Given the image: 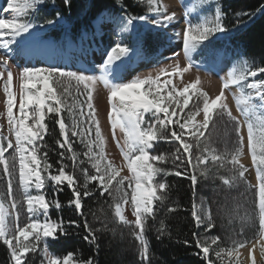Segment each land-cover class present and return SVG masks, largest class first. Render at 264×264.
<instances>
[{"label":"snow or ice","instance_id":"6c2138e0","mask_svg":"<svg viewBox=\"0 0 264 264\" xmlns=\"http://www.w3.org/2000/svg\"><path fill=\"white\" fill-rule=\"evenodd\" d=\"M70 3L71 0H64L65 5ZM42 4L43 0H7L3 13L11 11L12 15L10 18H0V80H3L4 93V112L0 115H6L8 131L14 137L13 143L9 136L0 134V182L6 180V193L0 191V241L9 251V264H29L28 254L38 251L45 258L41 264H96L92 258L82 261L74 258L72 253L61 258L50 252L49 241L54 242L60 236L67 235L68 227L79 225L76 220L65 223L62 218H51V209H59L61 204L59 199L49 200L48 194L43 191L47 181H51L54 190H62L65 185L71 190L72 199L67 203L74 206L80 215H83V199L92 195L90 184L101 195L105 192L113 195L115 192V216L125 225L132 226V235L138 241L141 264H150L147 220L155 217L154 206L157 201H165L169 188L167 182L158 177L170 174L185 177L191 181L195 193L198 177H207L208 164L211 162L221 167L229 165L227 174L220 175L219 179L230 189L241 182L246 183V174L250 169L240 160L245 150L251 158L256 183L247 184L246 191L251 192L253 197V211L243 219L258 231L259 238L248 250L251 264H256L253 251L257 246L264 256V80L258 79L260 74H264V66H252L247 61H243L239 67L234 66L222 78L219 94L214 97L198 87V77L182 88L173 85L169 78L187 72L194 66L193 52L205 42L211 44L217 33L227 31L222 22V9L218 6L214 17L205 16L196 23L187 20L182 29L183 54L188 62L184 68L177 64L171 73L161 69L155 77L136 76L125 82L122 74L133 63L145 58V40L139 32H133L127 42L124 38L118 39L105 50L103 62L98 66L99 75L94 72L87 74L89 69L83 64L73 71L66 65L58 66L51 55L53 46L36 31L42 28V25L33 22ZM147 9L153 17L151 25L157 28H164L176 19V13L170 12L162 0H147ZM122 12L123 15L110 17L111 24L115 25L114 30H118L117 35L129 32L135 21L149 19L147 15L133 16L127 9H122ZM56 16L60 18L59 13ZM45 23L51 25L56 20L50 19ZM91 35L94 37L95 33ZM88 37L89 32L86 30L81 37L80 49L84 57L95 51L91 45L83 46V41ZM218 53V49H210L208 54L215 57ZM14 57L49 63L47 66H25L14 74L10 64ZM161 75L164 76L163 80L160 79ZM14 79L18 81V93L13 87ZM73 81L76 92L69 103ZM98 83L108 89L107 115L112 139L120 149L128 175H121L122 168L109 160L104 151L106 141L93 104V93ZM233 85L241 89L239 96H234L239 116L232 114L225 100V90ZM245 88L252 91L245 95ZM65 111L72 121L71 125L65 122ZM201 113L202 118L196 119ZM50 114H55V123L62 138L56 144L71 153L73 172L66 170L65 151L58 153L59 167L54 172L48 160L43 141L49 132L46 117ZM146 114L151 115L146 118ZM225 117L227 123L231 124L235 140L231 142V147L226 144L225 149L219 151L211 146L212 140L206 136V132L210 124L214 125L217 119ZM117 129L123 134V143L116 136ZM73 138H79L81 143L87 141V151L83 156L94 169L92 172L87 167L81 168L84 178L82 186L74 171L79 154L74 150ZM161 140L177 142L173 168L170 170L158 166L168 159L167 156L153 154L154 144ZM79 163L83 165L84 161ZM32 189H35L36 194L32 193ZM17 192L22 196L24 207L16 199ZM52 195L56 196L57 193L53 191ZM202 203L197 205L193 201L192 216L197 228L206 225L207 230H211L214 228L213 217ZM125 204L131 206L134 220L126 217ZM25 211L27 222H21ZM161 225L158 232L162 234L165 230L163 221ZM84 228L87 232L85 241L96 243V230L86 219ZM219 243V237H212L210 243L208 239L201 241L197 237V247L208 264H213L210 249L219 247ZM243 243L233 240L232 246L227 249L229 257L234 251L238 257V249L243 247ZM224 251L220 249L216 252L217 259L222 261L221 254ZM229 264H232L231 260ZM236 264H240L239 260Z\"/></svg>","mask_w":264,"mask_h":264},{"label":"trees","instance_id":"16d2710c","mask_svg":"<svg viewBox=\"0 0 264 264\" xmlns=\"http://www.w3.org/2000/svg\"><path fill=\"white\" fill-rule=\"evenodd\" d=\"M6 2L7 0H1L0 4ZM213 6L222 9L224 14L222 22L227 31L213 39L211 44L205 42V45L199 46L195 50L194 62L202 66L217 64V55L210 57L208 53L210 49H218L221 58L229 55L236 67L243 61L252 66H264V0H217ZM122 9H127L133 16H141L148 12L147 6L137 0H71L70 5H65L64 0H43L33 22L42 25L37 31L43 40H50L65 51L67 43L81 47V37L86 30L89 37L83 41L84 47H87L88 41L97 45L99 41H104L106 39L104 33L94 37L91 35L93 32L96 33L97 19L106 15L109 17L123 15ZM57 13L60 14V18H57ZM50 19L56 20V23L46 24L45 21ZM134 25V32H139L144 37L147 55L154 56L167 45L166 36L160 32L149 30L142 33L141 26L136 23ZM258 79L264 80V74H260ZM46 123L49 132L43 143L46 145L49 162L58 168L57 162L60 159L58 153L65 151L66 156V150L60 149L56 144L58 139H62L58 125L55 121L47 119ZM166 149L160 150L158 154L169 156L172 153V156H175V152ZM168 163L171 168L167 163L161 167L172 169L173 161ZM208 168L207 177H198L195 193L189 179L174 174L162 176V180L169 185L166 199L163 203L156 202L154 206L156 215L147 220L146 235L149 241L150 264H208V260L197 247V237L201 241H204L208 234L219 237L220 243L217 248L227 250L232 246L233 240L246 243L257 235L258 231L250 224L244 225L238 220L234 224H229L232 220L230 214L240 212L242 209L253 211V197L251 192L246 191L247 184L241 182L229 189L219 179L220 175L226 174L225 168L212 163L208 164ZM79 184L82 186V181L79 180ZM46 191L49 200L59 199L61 204V208L51 209V218L53 220L62 218L65 223L76 220L79 225L68 227L67 235L60 236L54 242L50 241L49 249L52 253L61 258L72 253L74 258L82 261L92 258L96 264H141L138 241L125 226L117 221L112 222L115 201L111 195L107 192L101 195L100 191L90 184L89 191L92 195L83 199V215H80L74 206L67 203L72 199V193L66 185L62 190H54L52 185ZM53 191L57 193L56 196L52 195ZM194 200L197 205L203 202L202 204L211 212L213 229L207 230L206 225L196 227L192 216ZM85 219L96 230V243H88L84 239L87 235L84 228ZM161 221L165 226L162 234L158 232L162 227ZM193 233L197 235L194 236ZM210 258L213 264H219L215 253L210 252ZM28 259L29 264L33 262L39 264L37 254L29 253ZM9 260L7 246L0 241V264H9Z\"/></svg>","mask_w":264,"mask_h":264},{"label":"rangeland","instance_id":"374dc122","mask_svg":"<svg viewBox=\"0 0 264 264\" xmlns=\"http://www.w3.org/2000/svg\"><path fill=\"white\" fill-rule=\"evenodd\" d=\"M138 2H142L147 6V0H137ZM217 0H162V2L167 5L168 10L170 12L176 13V19L170 22V24L176 23V25H171L169 29L167 28H159L162 30L167 31L162 32L158 31L164 36H166V42L167 45L162 48L158 54L154 56H149L145 53V58L137 61L136 63H133L126 72L122 74V79L127 82L131 79L135 78L136 76L145 77L148 75H151L153 77L157 76V74L160 72L161 69H164L166 73H171L173 71V68L178 64L180 68H184L187 65V60L184 57L183 54V45H182V29L185 27L187 20H192L194 23L199 22V20L205 16H213L215 15L216 8L213 6V3ZM1 2V0H0ZM7 6V2L3 5L0 4V18H10L12 13L9 11L8 13H3V8ZM188 13L186 16L185 13ZM144 15H147L149 19L147 21H144V26L141 25L137 20L135 21L136 24H139L142 29V33L147 32L149 30L155 29L154 26L151 25V19L152 14L146 13ZM97 30L96 35L100 36L101 34H106V39L104 41H99L98 45L94 42L88 41V45H91V48L95 49V51H91L90 54L87 57H84L81 54V47L75 46L72 43L66 44V50L63 51L59 46H56L53 42L49 40L53 46L51 49V55L55 57V62L58 64V66L66 65L68 68H70L73 71L78 70L81 64L86 66L89 69V72L87 74H93V72L96 75H99V65L103 62V55H106V49L111 47V43H115L118 39L124 38L125 41L127 40L128 36L131 35L135 30V25L132 26V29L129 30V32L123 33L121 35H117L118 30L115 29V25L111 24V20L109 16H103L97 19L96 21ZM37 31V29H36ZM153 31V30H151ZM38 32V31H37ZM179 34V35H177ZM221 33H217L216 37H219ZM176 54L175 56L173 54ZM103 54V55H102ZM67 55V56H66ZM194 55L195 51L192 54L193 57V64L194 66L189 68L187 72L182 73L181 75H172L169 78L172 80L173 85H176L177 87L182 88L185 84L191 82L192 80H195L197 77L199 78V84L198 87L201 88L203 91L207 92L210 97H214L219 94V90L221 87V84L223 83L224 77L227 76L228 72L233 69L234 61L231 60L230 57H226L225 59H221V55H217V64L211 65V66H202L194 62ZM66 56V57H65ZM49 62H43L38 60H32L27 61L23 57H14L12 60H10L11 64V70L14 74L18 73L20 69H22L25 66H47ZM2 70V69H0ZM203 76V77H202ZM161 80L164 79V76L161 75ZM249 82H251V78H249ZM14 90L18 93V81L14 79L13 82ZM244 94L247 95L252 90L244 89ZM71 96L68 97V102H72V97L75 96V82H72V86L70 87ZM107 92L108 89L104 87L102 83H98L96 85V90L93 93V104L97 109V118L100 121L101 131L102 134L105 137V145H104V151L106 153V156L109 160H112L117 167L122 168L121 175H128L127 168L125 166V162L123 160L122 155L120 154V149L116 146V142L112 139V128L111 124L108 120V110L109 105L107 102ZM241 92V89L237 88L236 86H230L229 89L225 90V100L228 104V107L231 109L232 114L239 116L240 113L237 111V105L236 101L234 99V96H239ZM4 93H3V80H0V113L4 112ZM258 103V100L256 101ZM16 109H14V112ZM187 111V109L185 110ZM65 122L69 125H71L72 121L69 118L67 112L65 111L63 113ZM151 114H146V118L150 116ZM55 114H50L49 117H46L48 121H55ZM201 115L197 116L196 119H201ZM86 127V125H85ZM0 134H3L5 136H9L14 143V137H11V134L8 131L7 126V119L6 115H0ZM246 134V129H245ZM93 138H94V130H93ZM116 136L118 139H120L121 143H123V134L119 131V129L116 130ZM206 136L210 137L212 140V147L218 149L219 151H223L225 149L226 144L231 147V142L235 140V134L231 131V124L227 123V118L223 119H217L215 124H210L209 130L206 132ZM203 139V138H202ZM74 140V150L76 153L79 154L78 160H77V167L75 168V175L79 178L80 181L84 184V178L81 171L82 167H87L90 169V171L94 172V169H91V163L87 161L86 157L83 156V153L87 151V141L84 143L80 142L79 138H73ZM157 148H156V146ZM176 142L170 141V140H161L158 143L154 144V152L155 154H158L160 150H167L169 149L170 152H175L176 150ZM11 152V150H10ZM9 152V154H10ZM154 154V153H153ZM168 159L161 163L158 166L167 165L169 168L171 166L169 165L168 161H173L174 156L171 155L167 156ZM83 160L84 164L80 165L79 161ZM241 163L245 165V167L249 168L250 171L246 174V184H255V170L251 167V158L247 154V151L245 150V153L240 157ZM64 163L66 165V170L69 172H73L72 167V160H71V153H68L66 151V156L64 159ZM211 163V162H209ZM229 165H226L225 173L227 174V169ZM55 167H53V172L55 171ZM158 179H163V177H158ZM18 184V175H17V181ZM52 186L51 181L46 182L45 189L43 190L45 193L47 192L50 187ZM0 191H3L6 193V180L3 182H0ZM33 194H36L35 189L31 190ZM116 193L113 192L112 197L115 196ZM130 198V196H129ZM16 199L18 201H21V207H24L22 205V196L19 192L16 193ZM203 208L208 211V208L202 204ZM124 207V213L126 217L129 220H134L135 218L132 216V209L130 205H123ZM251 210H245L242 209L240 212H235L233 214H230V220L229 224H234L236 220L239 222H242L244 225H248V223L243 219L246 215L251 214ZM113 218L112 222L119 223L120 225H123L126 227V230L132 234V226L125 225L119 219L115 216V206L113 210ZM21 222H27V215L26 211L21 216ZM212 238V235H206L205 239L210 240ZM259 238L258 233L257 235L251 239L250 241L243 243V247H240L238 249L239 256L237 257L236 252L234 251L229 257L227 250H225L222 255V261L220 259H217L216 252L220 251L222 248H217L216 246H213L212 249H210V252L215 253L216 260H218L219 264H229V260L232 261V264H236V261L239 260L240 264H251V260L248 258V250L251 248L252 244L256 242V240ZM50 245V241H49ZM50 250V249H49ZM51 252V251H50ZM255 252H257V255H255ZM37 254L39 258V264H41V261L45 260L42 252L32 253ZM253 255L255 257L256 264H264V256L261 255V249L259 246H257L254 251ZM46 264V262H45Z\"/></svg>","mask_w":264,"mask_h":264},{"label":"bare ground","instance_id":"6f19581e","mask_svg":"<svg viewBox=\"0 0 264 264\" xmlns=\"http://www.w3.org/2000/svg\"><path fill=\"white\" fill-rule=\"evenodd\" d=\"M141 25H143L144 26V21H138ZM171 25H176V23H174V24H169V25H167L166 27H164V28H167V29H169V27L171 26ZM154 28L155 29H152V28H150L151 30H153V31H162V32H167V31H165V30H162V29H159V28H157V27H155L154 26ZM98 29V28H97ZM95 35H96V33H95ZM67 56V55H66ZM65 56V57H66ZM203 77V76H202ZM255 255H257V252H255ZM248 256V255H247Z\"/></svg>","mask_w":264,"mask_h":264}]
</instances>
